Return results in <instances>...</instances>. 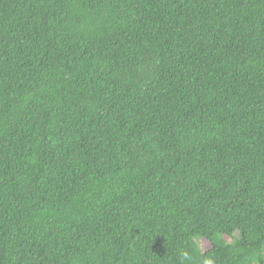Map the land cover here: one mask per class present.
Wrapping results in <instances>:
<instances>
[{
    "label": "trees",
    "instance_id": "obj_1",
    "mask_svg": "<svg viewBox=\"0 0 264 264\" xmlns=\"http://www.w3.org/2000/svg\"><path fill=\"white\" fill-rule=\"evenodd\" d=\"M180 250L264 264V0H0V264Z\"/></svg>",
    "mask_w": 264,
    "mask_h": 264
},
{
    "label": "clouds",
    "instance_id": "obj_2",
    "mask_svg": "<svg viewBox=\"0 0 264 264\" xmlns=\"http://www.w3.org/2000/svg\"><path fill=\"white\" fill-rule=\"evenodd\" d=\"M178 259L180 264H185V261H191L192 258L188 252L180 250L178 253ZM202 264H213V261L211 259H208L203 261Z\"/></svg>",
    "mask_w": 264,
    "mask_h": 264
},
{
    "label": "rangeland",
    "instance_id": "obj_3",
    "mask_svg": "<svg viewBox=\"0 0 264 264\" xmlns=\"http://www.w3.org/2000/svg\"><path fill=\"white\" fill-rule=\"evenodd\" d=\"M230 243L235 244V241H231ZM193 244L198 249H201V250H204V251H207L211 247V244L208 241H206L204 239H201V238H198V237L193 239Z\"/></svg>",
    "mask_w": 264,
    "mask_h": 264
}]
</instances>
